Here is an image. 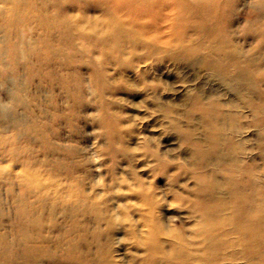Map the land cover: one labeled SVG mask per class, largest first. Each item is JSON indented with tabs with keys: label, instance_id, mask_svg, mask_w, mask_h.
<instances>
[{
	"label": "bare ground",
	"instance_id": "1",
	"mask_svg": "<svg viewBox=\"0 0 264 264\" xmlns=\"http://www.w3.org/2000/svg\"><path fill=\"white\" fill-rule=\"evenodd\" d=\"M164 1L166 0H0V69L9 71L15 67L16 80L24 78L30 82L40 73L34 60L38 52L60 54L63 61L69 67L72 66L75 61L68 56L76 50V43L73 42L75 35L82 42L88 37H97L102 53L111 52V45L114 52L120 49V54L126 46L121 42L120 47H115L116 40L121 41L120 35L115 33L125 35L129 26L126 20L130 18L134 20L135 30L148 33L152 49L174 50L183 47L192 52L195 47V50L202 53L196 65L205 70L204 84L212 86L205 89L202 83L197 89L198 97L193 100L194 107L189 115L191 120L198 123L199 128L183 135L182 141L192 148L196 161L184 171H187L189 178L195 180V185L198 183L197 196L189 198V201L187 195L178 192L174 194L190 203L189 207L194 210L189 215L191 222L188 226L191 227L183 230L175 228L171 224V218L165 221L159 219L156 211L158 202H161L158 198L162 197H155L150 189L143 190L129 185L126 190L131 187L133 192L138 188L141 190L136 193V201H128L129 192L122 191L115 192L121 198L113 196L112 199L109 195L110 202L104 203V200L98 201L97 195L91 196L79 191L80 181L77 176L72 175V168L68 169L65 165L67 184L58 187L40 181L34 182L33 133L45 135L46 142L45 124L35 120L30 102H23L24 109L20 114L7 112L13 121V130L0 141L7 155L18 160V170L8 173L0 170V182H6L17 219L16 224L12 225L14 240L8 241L6 247L10 254L9 261H15L13 264H46L48 259H59L62 261H59L60 264H130L127 246L136 248L132 249L136 257L133 259L134 264H264V184L261 179L264 165L260 166L256 157L244 160V155H253L246 146V134L249 131V125L245 121L247 111L254 113L253 119L264 113V91L260 86L264 83V55L255 50H245L233 43L232 31L227 30L222 36L217 32V25L206 23V9H200L196 5L195 8L193 4L200 2L206 6L211 4L209 0H171L170 16L162 17L171 23L175 32L172 29L170 32L160 22L153 23L150 20L153 16L163 15ZM73 2H84L92 7L90 12L80 13L84 16L82 25L89 29L87 33H76L79 25L73 26V30L59 29L64 18L73 17V11L64 7L65 4H74ZM138 3L141 7L135 9L134 5ZM98 6L101 7L99 11ZM144 17L147 20L139 22ZM252 20L248 29L254 34L259 31L261 33V36L258 34L260 39L255 48L263 49L264 14L257 13ZM36 27L42 29L41 34L29 40L22 39V34L28 36L30 33L27 32ZM111 28H114L113 33L110 32ZM228 28L231 29L230 26ZM13 31L21 41H11L8 44L5 38ZM101 33L102 37L98 38ZM21 51L25 52V57H20ZM20 66L21 70L18 69ZM219 70L223 72L220 73ZM5 78L11 80L12 77ZM219 87L226 92L220 91ZM11 94L14 98V93ZM221 96L225 98L221 99ZM2 108L6 110L8 106L3 104ZM5 110L3 114L6 116ZM20 126L24 127L23 131L18 130ZM0 128L3 129L2 124ZM198 130L204 133L199 134ZM261 131L264 132V123ZM1 135L0 133V138ZM21 141H24L22 145ZM160 155L164 157L163 154ZM62 163V160L52 159L51 169L60 170ZM222 164L225 166H221ZM163 166L168 167V163ZM163 166L159 167L162 171ZM64 188L66 191H62ZM50 189L56 197L52 196ZM203 192H207L208 196L201 197ZM50 201L62 202L67 218L71 219L70 224L64 225L54 241L39 230L36 218L33 217L37 214L38 203L44 205ZM101 205L106 207V217H100L99 223L105 222L106 226L120 230L117 235L107 238L108 248L99 244L100 250L94 255L91 254L92 249L85 252L79 246L86 240L89 225H78V218L81 219V215L89 213V210H98L99 217ZM130 210L136 212L138 217H132ZM113 222L119 225H111ZM95 226L92 229L97 227ZM186 229H192L193 237L202 239H192L184 232ZM101 232V225H98V240ZM127 234L132 237L128 238ZM1 236L7 240L5 234Z\"/></svg>",
	"mask_w": 264,
	"mask_h": 264
},
{
	"label": "rangeland",
	"instance_id": "2",
	"mask_svg": "<svg viewBox=\"0 0 264 264\" xmlns=\"http://www.w3.org/2000/svg\"><path fill=\"white\" fill-rule=\"evenodd\" d=\"M209 1L211 4L206 6L200 2L193 4L195 8L206 9L208 13L205 15L206 23L217 25V32L222 36L227 30L232 31L233 43L245 50H255L264 55V48L258 50L255 48L261 36L260 31L254 34L248 29L257 13L264 14V0ZM171 2V0L164 1L163 15L153 16L150 19L153 23H162L169 31L172 29L171 23L162 16H170ZM73 3L64 6L66 10L73 11V17L64 18L63 25H60L59 29L73 30V26L79 25V29L75 32L87 33L89 29L82 25L84 16L80 13L90 12L92 7L84 2ZM138 6L141 7L140 3L134 5V8L137 9ZM100 8L98 6V11ZM229 19L232 20L228 22ZM146 20L147 17L140 18L139 22ZM126 22L129 24L125 31L127 33L125 35L115 33L120 35L121 39V41L116 40L115 47H120L121 42L126 46L120 54V49L114 52L110 48L111 45L109 47L111 52L102 53L97 37H88L82 42L75 35L73 42L76 43V50L68 56L75 63L70 67L60 54L49 51L38 52L34 56L40 73L30 82L24 78L16 80L15 67L9 71L1 68L0 124L3 129L0 128L2 134L0 139L2 141L4 135L7 137L13 130V121L7 112L20 114L24 109L23 102H30L35 120L44 122L47 135L45 142V135L33 133L35 162L31 167L34 182L40 181L46 185L61 187L67 184L65 166H68V169L72 168V175L77 176L80 181L79 184L77 183L78 190L91 196L97 195L98 201L104 200V203L110 202L109 195L116 196L117 199L121 198L115 192L122 191L129 192L128 201H136V193L140 187L143 190L150 189L155 197H162L158 198L161 202H158L156 211L159 219L165 221L171 218L173 219L171 224L183 230L191 227L188 226L191 222L189 215L191 216L194 210L189 207L190 203L177 198L174 194L178 192L187 195L188 201L189 198L193 199L197 196L198 183L195 185V180L189 178L187 171H184L196 161L193 158L192 148L182 140L185 133L199 128L198 123L191 120L189 113L194 107L193 100L198 97L197 89L202 83L204 84L206 78L203 67L196 65L202 53L195 50V47L194 50L191 48L192 52H188L183 47L174 50L152 49L148 33L135 30L132 19L129 18ZM229 26L231 29L228 28ZM113 29L111 28V33ZM101 30L106 32L104 29ZM27 33L30 35L22 34L23 40L36 37L42 33V29L36 27ZM8 37L5 38L8 44L11 41L17 43L21 41L15 31ZM101 37L102 33L98 38ZM108 41L107 37L106 43ZM20 57H25L24 51L20 52ZM18 69L21 70V66ZM219 72L223 71L219 70ZM7 76L12 77L11 80L6 79ZM210 85L205 83L203 87L209 89L212 87ZM260 86L264 91V83ZM219 89L226 92L224 88L219 87ZM11 92L14 93V98ZM3 104L9 109H3ZM4 110L6 116L3 114ZM253 114L248 110L245 118L249 125L246 146L253 155H244V160L256 157L260 166H263L264 132L261 131V126L264 123V113L258 115L257 119H253ZM18 130L23 131L24 127L20 126ZM258 131L263 135L260 136ZM198 133L204 131L198 130ZM39 137L41 139H38ZM1 141L0 170L7 173L11 170L17 171L18 160L7 155ZM23 142L21 141V145ZM52 159L63 161L60 170L51 169ZM166 163L168 167L165 168L163 165ZM160 165L164 167H162L163 171L160 170ZM261 179L264 184V171ZM129 185L139 188L135 192L132 187L126 190ZM6 187L5 181L0 182V264H13L15 261H9L10 254L6 247L8 241L14 240L12 225L16 224L17 219L10 203L12 196ZM50 191L52 196L56 197L52 189ZM206 196H208L207 192L201 194V197ZM61 203L59 201H50L44 205L38 203L36 213L39 216L37 214L33 216L36 218L39 230L52 238V241L58 237L64 225L70 224L71 220L67 218ZM105 208V205H101L99 217L98 210L94 212L89 210V213L81 215V219L78 218V225H89L86 240L79 245L85 252L90 248L93 251L91 254L95 255L100 250L99 244H104L103 247L108 248L107 238L117 235L120 230L106 226L105 222L99 223L100 217H106ZM129 213L134 218L138 217L136 212L130 210ZM94 225L97 227L92 229ZM98 225L102 228L99 240ZM111 225L119 224L113 222ZM184 232L197 241L202 239V237H193L192 229H186ZM2 234L6 235L7 240L1 236ZM126 236L132 237L130 234ZM127 248H129V262L134 264L133 259L136 257L132 249L136 248L130 246ZM59 261V259H48L45 263L60 264Z\"/></svg>",
	"mask_w": 264,
	"mask_h": 264
}]
</instances>
